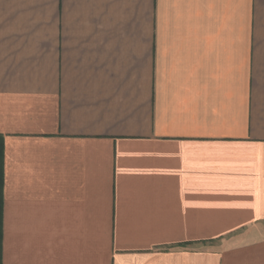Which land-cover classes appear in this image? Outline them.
Returning a JSON list of instances; mask_svg holds the SVG:
<instances>
[{"label": "crops", "instance_id": "obj_1", "mask_svg": "<svg viewBox=\"0 0 264 264\" xmlns=\"http://www.w3.org/2000/svg\"><path fill=\"white\" fill-rule=\"evenodd\" d=\"M0 264H264V0H0Z\"/></svg>", "mask_w": 264, "mask_h": 264}]
</instances>
